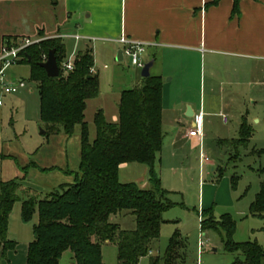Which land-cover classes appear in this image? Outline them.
<instances>
[{
	"label": "trees",
	"instance_id": "trees-1",
	"mask_svg": "<svg viewBox=\"0 0 264 264\" xmlns=\"http://www.w3.org/2000/svg\"><path fill=\"white\" fill-rule=\"evenodd\" d=\"M218 0H212L217 3ZM237 7L238 0H234ZM43 37V36H42ZM18 37L3 38L15 40ZM54 49L59 74L48 77L39 65ZM18 64L30 66V80L37 82L39 119L46 137L51 134L71 135L80 126L78 171L74 181L62 183L46 193L22 189L26 197L18 195V179L0 181V249L4 254L14 249L16 242L7 237L8 218L16 201H20L23 221L37 214L33 225V239L27 245L26 264H59L65 251L72 253V264H103L102 245L112 242L117 249V264H138L151 252L152 244L160 234L164 220L162 213L173 206L168 191L161 185L157 163L163 143L162 78L141 77V84L120 92L115 122L105 118L102 109L93 116L94 137L89 136L84 120L87 100L99 94V78L90 67L94 60L90 49L78 51L72 71L63 72L61 63L66 59L61 37H43L22 52ZM91 75V77H88ZM251 126L245 117L239 126L237 138L222 139L221 144H232L238 156L239 146H246L251 137ZM13 158L0 152V160ZM139 163L147 167V184L120 182L119 167L123 163ZM38 167L34 161L21 168L26 176L28 168ZM48 171L50 168H40ZM220 174L222 169H219ZM236 177L231 178L235 184ZM128 211L135 221L133 229H123L109 221L112 214ZM249 214L264 218V180L250 204ZM201 231L223 232L226 252H239L231 264H264V248L256 240L234 241L236 223L224 213L215 219L212 209H203ZM185 241L178 231L170 237L163 256H150L149 264H184Z\"/></svg>",
	"mask_w": 264,
	"mask_h": 264
},
{
	"label": "rangeland",
	"instance_id": "rangeland-1",
	"mask_svg": "<svg viewBox=\"0 0 264 264\" xmlns=\"http://www.w3.org/2000/svg\"><path fill=\"white\" fill-rule=\"evenodd\" d=\"M65 52L68 58L72 52V42H66ZM116 55L117 51H112L98 52L94 56L93 67L99 78V94L87 101L84 111V120L88 124L91 139L95 134L94 113L102 109L106 119L110 121L112 114L116 113L120 92L141 84V69L132 65L126 56L118 61ZM20 78L24 79V88L15 93L0 95L1 103L3 102L0 105V152L13 157L0 161V181L18 179L21 183L18 195L24 198L28 194H24L22 189H27L26 192L30 190L34 193H46L57 188L60 183L74 181L79 163L80 126L77 125L71 135L60 133L58 136L51 134L46 137L39 119L37 82L30 80V66L23 63L6 69L4 79L7 81L17 83ZM165 85L164 146L160 153L161 163L156 165L160 170L161 185L168 191L167 198L173 206L162 213L165 222L161 225L159 237L153 242L151 253L142 257L138 264H149L150 256H163L170 237L176 231L185 240L184 264H231L236 258L242 259V255L224 250L223 232L201 231V212L211 208L217 220L224 213L230 214L236 223L233 240H256L264 248V218L249 214L250 204L264 180V124L253 120L252 126L250 124L252 133L249 142L246 146H239L238 156L231 158L234 153L233 145L221 144L217 139L219 136L237 138L238 132L234 127L237 119L230 117L227 123H223L220 117H212L210 124L205 125L202 145H197L192 150L187 148V163L182 165L180 160L178 165L174 163L175 160L171 161L166 142L171 135L173 123L170 121L176 114V106L179 104L182 108L184 104L181 101L184 93L182 87L175 85V82ZM197 93V85L187 88V95L194 97ZM232 114L237 115V112L233 111ZM201 153L207 155L211 165L200 163ZM30 161H34L38 167H30L23 178L24 172L21 168ZM130 165H136L137 168L130 166L131 169L121 171L119 181L141 185L144 174L140 169L145 166L134 162ZM42 167L50 170L41 171ZM212 167L214 170H211ZM233 176L236 177L235 184L231 183ZM20 210V201H16L8 218L7 231V237L17 242L18 254H22L26 244L33 239V225L37 222L36 213L31 220L23 221ZM109 221L119 224L123 229L135 227L134 217L128 211L110 215ZM200 239L204 241V245L201 252H198ZM71 256L70 251H65L59 264H69ZM5 260L4 256L0 263ZM102 261L103 264H117L114 243H103Z\"/></svg>",
	"mask_w": 264,
	"mask_h": 264
},
{
	"label": "crops",
	"instance_id": "crops-1",
	"mask_svg": "<svg viewBox=\"0 0 264 264\" xmlns=\"http://www.w3.org/2000/svg\"><path fill=\"white\" fill-rule=\"evenodd\" d=\"M234 2L0 0V43L3 38L58 36L65 47L67 41L72 42L71 54L90 49L93 60L98 52L121 50L117 41L121 36L147 43L142 60L145 63L153 61L150 75L162 78V128L165 84L175 82L184 93L182 108L176 103V114L170 121L172 131L166 145L171 161L180 165L181 160L185 165L187 148L192 150L202 145L205 125L210 124L212 117H220L223 123H227L230 117L236 118L234 127L237 132L242 117L251 126L253 120L264 124V0H238L236 8ZM192 85H197L198 93L194 97L187 95V88ZM1 94L4 93L0 87ZM188 108L193 118L186 115ZM233 111L237 115H233ZM199 113H202V136H188V129L194 125V116ZM187 118L191 119L188 121ZM117 119L116 110L110 121ZM222 139L232 138L219 136L217 140ZM159 157L160 164L162 157ZM199 161L207 166L212 164L208 159ZM130 164H121L119 174L130 166L137 168ZM140 170L144 174L141 184L144 187L147 186V167ZM27 245L22 254H18L17 242L14 249L4 254L0 249V259L6 257L0 264H26ZM69 264H72L71 257Z\"/></svg>",
	"mask_w": 264,
	"mask_h": 264
},
{
	"label": "built area",
	"instance_id": "built-area-1",
	"mask_svg": "<svg viewBox=\"0 0 264 264\" xmlns=\"http://www.w3.org/2000/svg\"><path fill=\"white\" fill-rule=\"evenodd\" d=\"M43 37H18L15 40L13 39H4L0 43V87L2 92L5 93H15L19 91L21 88L25 87V82L23 80L18 81L17 83H7L4 79L5 71L11 65L18 64V62L22 59L21 52L28 47L29 45L35 44L42 40ZM117 41L121 44L122 56H126L129 58L132 65L136 66L139 69H142L145 62L142 60V53L145 49V45L147 43H143L140 41H135L128 39L124 36H121L117 39ZM46 56H44V61L46 60ZM74 60L75 55L71 54L68 58L64 59L61 63V70L63 72L72 71L74 68ZM89 71L91 73L95 72L94 67H90ZM1 103V101H0ZM195 121L194 125L188 129V136H198L199 138L202 136V113H199L194 116ZM224 121H226V116H223ZM201 159L207 160V156L203 153L200 154ZM204 245V241L202 239L199 240L198 243V252H201L202 247ZM151 253V252H149Z\"/></svg>",
	"mask_w": 264,
	"mask_h": 264
},
{
	"label": "water",
	"instance_id": "water-1",
	"mask_svg": "<svg viewBox=\"0 0 264 264\" xmlns=\"http://www.w3.org/2000/svg\"><path fill=\"white\" fill-rule=\"evenodd\" d=\"M54 52H55L54 49H51L48 52L46 60L39 63V65L45 70L46 75L48 77H57L59 74V69H58L56 59H55ZM122 58H123L122 51L118 50L116 59L118 61H121ZM152 63H153V61H148L144 64V66L142 67L141 72H140L141 77L144 78V77H148L150 75L149 69H150ZM88 77H91V75H89ZM189 111H190V113H189ZM186 115L188 117L193 116L190 108H188V113H186ZM42 132H43V130H42Z\"/></svg>",
	"mask_w": 264,
	"mask_h": 264
}]
</instances>
